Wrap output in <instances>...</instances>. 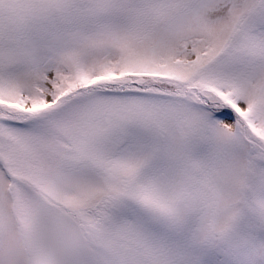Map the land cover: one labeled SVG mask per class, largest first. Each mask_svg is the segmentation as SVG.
Wrapping results in <instances>:
<instances>
[{"label":"snow or ice","instance_id":"snow-or-ice-1","mask_svg":"<svg viewBox=\"0 0 264 264\" xmlns=\"http://www.w3.org/2000/svg\"><path fill=\"white\" fill-rule=\"evenodd\" d=\"M0 264H264V0H0Z\"/></svg>","mask_w":264,"mask_h":264}]
</instances>
